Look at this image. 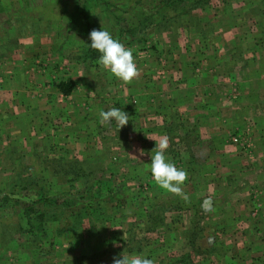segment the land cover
Returning <instances> with one entry per match:
<instances>
[{
  "label": "rangeland",
  "instance_id": "rangeland-1",
  "mask_svg": "<svg viewBox=\"0 0 264 264\" xmlns=\"http://www.w3.org/2000/svg\"><path fill=\"white\" fill-rule=\"evenodd\" d=\"M246 1L263 5L264 0H0V65L14 67L5 69L13 74L7 87L10 94L27 91L28 116L20 134L8 132L13 125L0 130V189L16 176L15 161L17 171L43 189L68 191L65 177L54 170L79 161L95 170L104 188L113 181H102V175L109 178L108 166L114 165L132 190L120 210L107 206L103 214L78 220L80 230L41 247L38 236L18 232V221L30 228L20 217L0 213V264H80L77 258L99 251L102 241L120 247L130 224L143 215L158 216L161 207L170 209L162 228L138 229L132 243L142 242L141 254L154 264H264V151L260 160L252 153L255 160H248L261 135L258 125V132H239L246 120L228 118L233 101L219 100L208 72L223 67L228 48L239 45L233 43L231 35L238 31L232 27L243 20ZM101 28L132 49L137 78H115L99 64L100 54L92 55L88 36ZM231 56L233 62L243 58ZM40 80L43 88L71 80L73 95L53 102L48 89L51 96L40 111ZM10 107L17 115L18 104ZM112 107L129 116L121 129L101 122L100 111ZM165 124L179 126L177 132L165 135ZM161 136L168 137L170 161L187 171L182 185L187 201L160 189L152 178L151 151ZM198 226L204 231L193 246ZM113 258L108 254L96 264H112Z\"/></svg>",
  "mask_w": 264,
  "mask_h": 264
},
{
  "label": "trees",
  "instance_id": "trees-1",
  "mask_svg": "<svg viewBox=\"0 0 264 264\" xmlns=\"http://www.w3.org/2000/svg\"><path fill=\"white\" fill-rule=\"evenodd\" d=\"M98 53L95 50L92 51L94 56H98ZM57 88L64 97H68L75 89V84L71 80H61L58 82ZM161 129L162 133L168 136L174 135L173 127L169 128L166 125ZM15 163L14 161L11 172L12 174L16 172V176L13 175L0 189V213L10 212L9 214L20 217V220L30 228L28 231L24 230L23 223L18 221L16 229L25 237L30 236L32 238L33 236L37 238L38 236L40 247L47 243L51 245L53 240L66 233H74V231L80 230L81 223H78V220H83L100 212V214H103L108 207L120 210L126 206L127 200L132 194V190L126 187L127 179L122 178L119 172L114 171V165L108 166L109 178L102 175V181H113L110 187L104 188L101 186V180H95L96 177L93 176L95 170L85 167L79 161H69L66 163V168L54 170L55 174L62 173L61 177H65L63 186H67L68 191L57 189L55 193H51L48 189H43L37 185L38 180L20 174L21 172L17 171ZM24 192L27 193V196L22 197L21 195ZM23 201H29V203L25 204ZM22 204L27 206L23 207ZM176 210H181V206H176ZM157 211L160 214L156 217L152 216L153 213L149 216L148 214L143 215L140 217L139 222L130 224L127 237L119 241L120 247H112V241L106 239L107 241L100 243L102 246L108 244L106 247L94 251L91 256L84 254L79 259L77 258L76 262L91 264L90 261H95L96 264V262L100 263L101 258L108 254H112L113 257H118L121 254H141L140 243L142 242L133 246L137 238L135 231L138 229L145 230L147 226L148 232H158L157 229L162 228L164 225L166 213L170 209L161 207ZM147 218L148 220L145 222ZM35 223H38V225H35ZM194 231L196 233L193 231L191 233V235L194 233L191 241L193 246L197 245L204 229L198 226L194 228ZM11 242H13V239Z\"/></svg>",
  "mask_w": 264,
  "mask_h": 264
},
{
  "label": "crops",
  "instance_id": "crops-1",
  "mask_svg": "<svg viewBox=\"0 0 264 264\" xmlns=\"http://www.w3.org/2000/svg\"><path fill=\"white\" fill-rule=\"evenodd\" d=\"M234 2L235 0H232V3ZM247 2L249 3L248 9H242L243 13H240V18H242L243 20H240V23H235L237 28L232 27L231 25L234 30L238 31L237 33H233L231 35L236 37L233 40V43L236 42L239 45H233L234 47L230 46L231 48H228L231 51H227L228 60L226 63H224L223 67L211 66L210 68L208 67V72L214 78V83L212 86L213 88L215 87L214 89H216V92L219 95V100L223 99L233 101V106L229 112L228 118L232 117L235 119H240L244 117V119L246 120L244 122L245 124L243 125V127H241L239 132L242 131L244 133H249L248 131H250L251 133H254L255 131H257L258 125V130L260 132L259 134L261 135L258 136L260 142L255 144V148H252V150L250 151V154L248 155V160L250 161L255 160L252 156H250L251 153L254 154L256 160H260L259 152L263 153L264 151V121H262L264 119V1L263 5H261L262 3L258 2V4L251 5L250 2L252 1H246V4L244 5H247ZM236 20H239L238 17L236 18ZM242 21H244V23ZM252 26L254 28H251ZM244 43H247L248 47L245 48L246 45L244 46ZM236 53H238V55H242L243 58L239 61L233 62L232 59H236V56L233 57L231 55H235ZM225 66L226 69H224ZM0 68H2L0 70V130L10 128L13 125V130L8 132H11L12 134H20L22 132L21 121L24 124L28 117L26 116L25 104V102L27 103V95L25 96V93L27 91L24 94H10V90L9 87H7V84L10 83L13 74L9 75L5 71H12L14 67L11 69L8 65L7 67H5L4 65H0ZM219 72H222L223 74L217 75V73ZM8 76H10L9 79ZM58 82L59 81H54L52 84L43 88L42 80L38 81V90H40L41 92L40 94L38 92L37 97L40 111H43V107L41 106L43 105V101L45 99L47 100L48 97L51 96L49 95V93L54 92V96L50 97L52 98L51 100L53 102H55V100L64 102V100L73 95L71 94L68 97H64L57 88ZM11 83H13V81ZM48 89H50L51 91L49 93H45V91H47ZM217 94L215 93L214 97H216ZM211 96L213 95H208V97ZM51 100L48 102V104L51 102ZM14 103L18 104V107H20L17 115L13 110H11L10 107V105ZM23 103L24 106L21 111L20 109ZM224 113L225 112L219 114L218 116H223ZM252 118L255 119L256 126L255 123L252 122ZM165 126L166 124L163 125L162 128H164ZM168 127L170 128V125ZM172 127L174 128L173 134H175L179 126ZM195 128L196 130L198 129L197 126ZM200 135L199 137H196L197 141L199 138V142L201 141ZM199 142L196 145L200 146ZM255 142H257V138L254 140V143ZM261 161L263 160L261 159Z\"/></svg>",
  "mask_w": 264,
  "mask_h": 264
},
{
  "label": "clouds",
  "instance_id": "clouds-1",
  "mask_svg": "<svg viewBox=\"0 0 264 264\" xmlns=\"http://www.w3.org/2000/svg\"><path fill=\"white\" fill-rule=\"evenodd\" d=\"M91 49L99 52V64L109 71L115 78L130 82L140 74L135 62L133 51L125 47L119 39L104 29H93L88 36ZM101 122L111 126L113 122L121 129L129 122V116L120 108L112 107L108 110H101L99 113ZM169 147L167 136H161L155 142V148L151 151L150 172L156 185L171 194L180 196L185 201L188 196L184 193L182 185L187 179V171L178 168L166 155ZM141 154L143 150H138ZM135 156V155H134ZM112 264H154V260L142 254H121L114 257Z\"/></svg>",
  "mask_w": 264,
  "mask_h": 264
},
{
  "label": "built area",
  "instance_id": "built-area-1",
  "mask_svg": "<svg viewBox=\"0 0 264 264\" xmlns=\"http://www.w3.org/2000/svg\"><path fill=\"white\" fill-rule=\"evenodd\" d=\"M231 139H232V140H233V142H235V143L239 142V140H238L237 138H235V136H234V137H232Z\"/></svg>",
  "mask_w": 264,
  "mask_h": 264
}]
</instances>
